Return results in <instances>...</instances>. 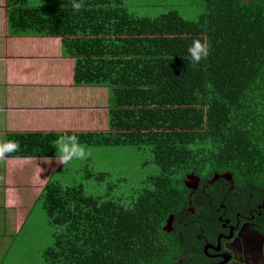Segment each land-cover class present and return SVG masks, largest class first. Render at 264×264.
<instances>
[{
	"label": "trees",
	"instance_id": "1",
	"mask_svg": "<svg viewBox=\"0 0 264 264\" xmlns=\"http://www.w3.org/2000/svg\"><path fill=\"white\" fill-rule=\"evenodd\" d=\"M194 20L176 9L137 16L121 0H6L10 31L53 38L74 60L72 83L104 86L107 128L88 132H10L7 159L52 158L61 137L85 146L146 149L157 173L128 201L47 180L38 200L53 228L43 264H172L178 241L164 230L188 206L187 175L228 174L235 187L264 190V0H194ZM193 39L209 54L185 58ZM109 174L84 171L103 182Z\"/></svg>",
	"mask_w": 264,
	"mask_h": 264
},
{
	"label": "crops",
	"instance_id": "2",
	"mask_svg": "<svg viewBox=\"0 0 264 264\" xmlns=\"http://www.w3.org/2000/svg\"><path fill=\"white\" fill-rule=\"evenodd\" d=\"M73 64L72 58L62 56L53 38L31 31H10L6 0H0V143L10 132L100 130L97 113L103 111L107 115V104L96 105L93 94L107 88L74 85ZM94 123L93 129L83 127ZM46 159L50 158L0 157V264L13 236L18 233L21 206H28L19 202V183L14 184L11 171L14 176L24 164L31 165L32 178L36 181L29 183L28 189L39 195L41 187L49 180L43 163Z\"/></svg>",
	"mask_w": 264,
	"mask_h": 264
},
{
	"label": "rangeland",
	"instance_id": "3",
	"mask_svg": "<svg viewBox=\"0 0 264 264\" xmlns=\"http://www.w3.org/2000/svg\"><path fill=\"white\" fill-rule=\"evenodd\" d=\"M55 2L56 0H27V5L53 6ZM121 2L134 15L149 18L176 9L183 19L194 20L202 11L200 2L194 0H121ZM93 97L96 105L105 106L109 93L104 90L97 95L93 94ZM96 122L100 130L106 129L107 115L99 111ZM95 126L96 123L83 127L93 129ZM85 148L90 153L85 160H73L62 164L58 151L54 157L46 159L43 163L48 179L59 181L64 186L81 183L85 192L91 195H102L112 185L111 196L128 201L133 192L141 188L146 177L157 173V168L148 163L150 155L146 149L131 146H85ZM86 169L107 173L109 177L99 183L84 179ZM13 174L14 171H11L14 184L19 183L17 186L19 202L22 201L28 206H21L23 210L20 213V227L3 256V264H43L41 252L51 244L53 228L47 223L37 193L28 189L29 183L36 181L32 178V166L24 164L22 168L16 170L14 176Z\"/></svg>",
	"mask_w": 264,
	"mask_h": 264
},
{
	"label": "flooded vegetation",
	"instance_id": "4",
	"mask_svg": "<svg viewBox=\"0 0 264 264\" xmlns=\"http://www.w3.org/2000/svg\"><path fill=\"white\" fill-rule=\"evenodd\" d=\"M219 180H199L184 213L172 217V264H264V190Z\"/></svg>",
	"mask_w": 264,
	"mask_h": 264
},
{
	"label": "clouds",
	"instance_id": "5",
	"mask_svg": "<svg viewBox=\"0 0 264 264\" xmlns=\"http://www.w3.org/2000/svg\"><path fill=\"white\" fill-rule=\"evenodd\" d=\"M73 9L79 10L80 3L77 0H73ZM187 56L185 57L189 63L193 66L200 64L202 60H205L209 54V43L206 40L193 39L191 44L187 47ZM17 142L8 140L0 143V157L5 156L7 153L14 152L18 149ZM57 151L60 154L61 163L66 164L73 160H85L90 153L86 151L84 145H82L75 135H69L61 138L57 145Z\"/></svg>",
	"mask_w": 264,
	"mask_h": 264
},
{
	"label": "water",
	"instance_id": "6",
	"mask_svg": "<svg viewBox=\"0 0 264 264\" xmlns=\"http://www.w3.org/2000/svg\"><path fill=\"white\" fill-rule=\"evenodd\" d=\"M242 1H248V0H242ZM216 177V176H215ZM215 177L212 179V181L215 179ZM224 179L230 180V176L228 174H224L221 176ZM199 182V178L194 176V175H187L185 180H184V185L187 189H193L194 186ZM172 216H169L166 225L164 227L165 231L170 230V222H171Z\"/></svg>",
	"mask_w": 264,
	"mask_h": 264
}]
</instances>
